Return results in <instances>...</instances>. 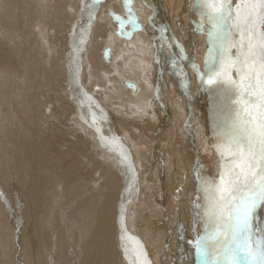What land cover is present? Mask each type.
Listing matches in <instances>:
<instances>
[{
  "label": "bare ground",
  "instance_id": "6f19581e",
  "mask_svg": "<svg viewBox=\"0 0 264 264\" xmlns=\"http://www.w3.org/2000/svg\"><path fill=\"white\" fill-rule=\"evenodd\" d=\"M45 1L10 0L9 2L13 3L11 9L4 12V17L0 14V18L14 25L15 39L13 35L12 40L16 42L12 46L13 48H10L11 52L13 49L16 52H12L14 54L7 53L5 60L0 59V64L3 65V71L0 70V73L4 74L6 80H10L11 84V99L10 102L8 101L10 107L7 106L5 112L7 117L5 120L10 123L8 122V125L6 122L3 123L7 125V128L0 124V264H133L134 254H130L129 258L125 259L119 239L122 207L126 233L143 245L150 264H189L188 258L191 259V264H197L193 243L197 237L204 234L203 212L202 209L195 207L204 204L203 194L199 191L198 177L219 179L218 161L220 158L213 145L217 143L216 124L219 122L221 109L213 104L217 100L211 98L213 91L210 92L197 75V85L199 84L200 87H196L195 90V93H198L194 94L197 98L194 97L191 100L188 98L189 103L193 101L191 105L186 103L185 108H188L186 111L181 106L184 101H180L176 108L177 116L171 123V127L163 125L165 119L160 116V113L164 115L172 112L175 110V106L170 105L162 109L163 105L159 101L162 96L168 94L170 97L176 90L182 88L179 83L182 81L181 74H184L182 69L189 72L187 65L192 68V64H185L187 61L184 60L185 58L182 59L183 56L179 57L180 60L175 57L174 50H178L176 41L174 46L170 45L166 49L167 38L163 37V34H157V31H152L153 23H156L155 26L160 24L158 23L159 15L161 17L162 14L164 16L166 14L162 10L163 8H167L173 13V9L171 10L170 7L176 5L174 10L178 11L176 7L180 5L182 9L190 10L193 14L197 12L195 0H161L163 4L160 2L159 6L158 0H154L149 3L151 4L149 6L151 7L150 13L147 9L141 10L143 5L141 6L137 0H132L135 3L131 13H133L136 23L142 25V29L128 40H119L113 34L114 26L112 27L110 24L111 17L107 16L110 0L98 3L96 7L93 3L91 4L92 11L94 8H98L97 21L100 22L104 38H108L106 42L112 50L110 62L101 61L95 50L89 51L86 57V70L85 67L82 68L84 69L82 72L87 73L83 76L84 83L88 89L93 85L101 88L106 96L104 100L107 99L105 103L108 105L111 100H117V103L110 104L111 113L106 112L102 104L96 106L98 103L94 101L93 94H91L94 89L88 93L80 83V76H82L80 62L79 75L75 76L76 72H74L75 74L69 72L74 74L73 76L68 74L72 78L74 77L72 82H75L79 90L80 100L85 103L88 118L90 117L96 131L95 134L91 128L84 127L83 120L79 118V113L69 103L61 85L57 89L59 79H61L62 85V82L65 81L63 73L65 58H62L61 55L70 52L69 37L75 23L72 20L77 17L72 13L68 14V17L66 14L63 15L66 11L61 10L60 5L65 4L67 0L56 1L54 6L58 10L52 11L51 16L46 14L44 18L48 22L46 27L49 28V31L53 30L54 33V37L51 32L49 36L51 35L53 40L61 37L62 42V36L65 35L63 42L67 41L65 49H61L60 54L56 52L51 56V60L48 56L49 60L45 58L53 68L49 75L55 76V79L52 80H50V76L45 78L48 79V81L46 80L47 84H44L48 88L47 96L50 97V102L56 93L60 94L61 101L57 108L59 107L62 113L59 110L57 112L59 111L62 115L58 117L57 112L54 113V109H51L50 106L52 104L54 106L55 102L49 106L51 111L45 112L42 102L48 103V101H41L38 96L40 93L37 90L43 85L37 89L36 87L37 84H43L46 81L44 79L45 82L39 83V78L38 83H35V76L36 78L40 77L41 70L33 69V60L32 63L30 60L32 68L29 70H32L34 74L29 75V79H26L28 81L26 86L29 89L24 87L25 77L29 73L25 70L27 64L25 65L23 59L27 54L30 55L31 48L34 49L32 53L35 65L42 64L44 66L41 63L43 59L41 56L44 55V52L42 53L40 49L45 41L42 38L38 44V41H35L37 39L35 35L40 37V32L42 33L43 27L41 26L44 19L40 15V10L46 9ZM116 1L120 3L114 7L110 6L112 11L121 15L122 23L120 22L116 26L123 25L132 29L127 19L125 0ZM68 2L75 10L73 13L81 17L82 10L79 5L82 0H75V2L68 0L67 4ZM180 6L178 7L180 8ZM76 8H79L80 11H77ZM161 10L164 13L161 14ZM148 13L152 16L147 17ZM183 13L186 14L185 10ZM26 16L28 22H25ZM175 16L177 17V13ZM179 16L177 19L181 17ZM183 17L186 18L180 19L182 23L180 25L185 29L188 28V20L187 22L185 20L187 16L183 15ZM167 18L171 17L168 15L164 19ZM169 21L166 20L163 24L171 29L175 20ZM163 24L161 22V25ZM178 24L174 27L177 28ZM164 25L163 27H165ZM107 27L111 29V34L110 29L109 33L103 30L104 28L108 30ZM161 29L163 30V28ZM84 32L82 31V37ZM16 33L22 37L24 35L28 37L29 50H27L24 40L22 44L18 43L21 39ZM8 35L5 38L9 41L8 37L11 34ZM150 35L153 36L149 37ZM172 35H175V32H172ZM165 36L168 37L167 34ZM195 37L197 36L195 35ZM170 38L173 39L171 36ZM174 38L176 39V37ZM28 39L26 38V40ZM205 39L207 40V38ZM169 41L171 43L172 40ZM10 42L12 43V41ZM149 42H153L154 46L149 45ZM2 44L3 42L1 43L0 40V52ZM203 44H205V49H203L204 55H206L205 50L209 45L207 41ZM3 47L5 48L6 45ZM179 47L181 46L179 45ZM43 48L46 47L43 46ZM54 48L60 49V46L51 44V52ZM71 51L74 56L69 61L75 55L78 56L79 46L71 48ZM200 51L202 52V50ZM182 53L185 54V52ZM189 60L192 58L190 57ZM76 61H73L71 65H74ZM198 65L203 66L204 64ZM48 72H50L49 69ZM45 74L48 73L45 72ZM97 74H99L100 82L97 81ZM1 85L3 86V84ZM204 87L208 91L202 89ZM42 91L44 90L42 89ZM67 92L70 91L67 90ZM0 96L2 97V95ZM58 96L56 97L58 98ZM204 99L206 102L204 101V112L201 115L200 104ZM3 102L6 103V100ZM92 103L100 108V111L102 110V112L98 111L100 116L95 117L99 113L94 108L92 109ZM191 107L193 108L192 116L188 112L192 111ZM97 119L106 126L107 130L110 128L108 125L113 129L118 126L128 134L127 136L132 129V137L135 140V143L131 144L132 148L115 134L107 132L110 138H118L116 149L114 146L113 150L112 144L110 145L113 155H110L109 151L104 152V149L100 150L97 143L101 142V137L107 138L108 135H104L103 129L96 122ZM183 122H187V126ZM182 123L184 129L181 127ZM121 146L130 156V168L128 161H125L123 166L118 163ZM98 153L102 155L99 156ZM142 155L143 157H141ZM140 164H145L143 165L145 167ZM135 170L142 172V176L139 177L138 186L140 188L138 190L135 183L132 182L133 175H137ZM94 173L98 174H95L94 177ZM163 176L168 177L167 182L162 179ZM72 180L75 181L73 186H71L74 184L71 182ZM99 180L103 182L101 184L103 188H100ZM97 181H99L100 187L96 185ZM184 183L187 184L185 186L188 188L187 192L183 189ZM155 200L158 203H155ZM252 225L253 240L264 238V205L257 206L253 213Z\"/></svg>",
  "mask_w": 264,
  "mask_h": 264
},
{
  "label": "snow or ice",
  "instance_id": "6c2138e0",
  "mask_svg": "<svg viewBox=\"0 0 264 264\" xmlns=\"http://www.w3.org/2000/svg\"><path fill=\"white\" fill-rule=\"evenodd\" d=\"M195 5L209 47L204 72L192 67L225 102L213 145L219 179L198 177L204 204L195 207L202 209L204 234L193 243L197 264H264V238L253 240L252 225L254 211L264 205V0H195ZM127 19L139 30L130 7ZM117 140L101 137V144ZM125 161L130 168L121 146L118 163ZM119 223L125 259L134 254L133 264H150L143 245L126 233L123 207Z\"/></svg>",
  "mask_w": 264,
  "mask_h": 264
},
{
  "label": "rangeland",
  "instance_id": "374dc122",
  "mask_svg": "<svg viewBox=\"0 0 264 264\" xmlns=\"http://www.w3.org/2000/svg\"><path fill=\"white\" fill-rule=\"evenodd\" d=\"M10 0H0V14L4 17V12H7V11H9L10 9H11V5L13 4V3H11V2H9ZM59 1V0H46L44 3L47 5V7H46V9L43 11L42 9L40 10V15H41V17L44 19L45 18V15L47 14V16H51V13H52V11H54V10H58V8H56L55 6H54V4H56L57 2ZM65 1V0H64ZM68 1V0H67ZM67 1L65 2V4L64 3H62L61 5H60V7H61V10H64V11H66V13H63V15L64 14H66V17H68L71 13L73 14V16H77L75 19H73L72 21H73V23H74V25H73V28H72V32H71V35H70V37H69V41H70V46H69V48H70V52L68 51L67 53H64V55L62 54L61 56H62V58H65L64 59V61H63V65L65 66V69H63L64 70V79H65V81H63L62 83H63V85L61 84V79H59V85L57 86V89H58V87L60 88V85H61V88L62 89H64L65 90V93H66V97L69 99V103L77 110V112L79 113V115H80V117L79 118H81L82 120H83V123H84V127H86V128H91V131H94V134L96 133V131H95V129H94V125H93V123H92V121H90V117L88 118V111H87V109H86V106H85V103L82 101V100H80L81 98V96H80V94H79V90H78V88L76 87V84H75V82H72V80L74 79V77L72 78V76L75 74L74 72H76V74H75V76L77 75H79V62H80V74H82V76H80V78H81V80H80V83L82 84V86L84 87V89L87 87L86 86V84L84 83V81H85V78L83 77L85 74L87 75V73H83L82 71L85 69L86 70V66H87V61H86V57L88 56V53H89V51H93V50H95L96 51V53L98 54V57H100L101 58V61H108V62H110V60H111V50H112V48L111 47H108L109 45H108V42H106V41H108L107 39L108 38H104V34H103V31H102V27H101V24H100V22L99 21H97V19H98V8H94V10L92 11V8H93V6L91 5L92 3H93V5H94V7H96L98 4H95L94 2H92V0H82V3L79 5L80 7H81V12H82V14H81V17H78L79 15H75L73 12H75V10H73L71 7L72 6H70L69 5V2H68V4H67ZM71 1H74L75 2V0H71ZM105 0H99V4L102 2H104ZM135 1V0H134ZM134 1H132V0H130V3L128 4V5H126L125 4V8H129L130 7V11L132 10V6H134ZM139 3H140V5L142 6L143 5V7H142V9L141 10H143V9H147L148 10V12L150 13V9H151V7H149V6H151V4H149L150 2H153L154 0H137ZM141 2H143V3H141ZM147 2V3H146ZM160 2H161V4H163V2L160 0H158V6H159V4H160ZM10 3V4H9ZM53 3V4H52ZM113 3V4H112ZM118 3H120V2H118V1H116L115 2V0H110L109 1V5L110 6H112V7H114L116 4H118ZM139 3H138V5H139ZM146 5H145V4ZM156 3H157V1H156ZM155 3V4H156ZM92 7H91V6ZM69 6H70V8H69ZM109 6V8H107V9H109V10H107V16L109 17H111V22H110V24H111V26L113 27V29H112V31H114L113 32V34H114V36L115 37H117L119 40H123V39H126V40H128V39H130L131 38V36L133 35V34H136L138 31H140V29H142V25L141 24H139L138 26L140 27L139 28V30H135V29H133V27H132V29L131 28H126V26H116V25H118V23H120L121 21H120V18H121V15L119 14V13H117V12H114V11H112L111 10V8L112 7H110ZM176 5H174L173 7H170L171 8V10L173 9V13H175V14H173V13H171L172 11H170L169 9H167V8H163L162 10H164V12L166 13L165 14V16H164V14H162V10H161V14H162V18L160 17V15H159V22H158V19H156L157 20V22L158 23H160V24H158L159 26H155V24L156 23H153V26H154V28L152 29V27H151V29H152V31H157L156 33L157 34H159V35H161V34H163L162 36L163 37H165V38H167V42H165L166 43V49H168V47L171 45H173L174 46V44H175V41L178 43V50L176 51V50H174V53H172V52H170L171 54H174L175 55V57L176 58H178L179 60H180V58H182V56H183V58L182 59H184V60H186L187 62L185 63V64H187V63H189L190 65L192 64V65H195L196 66V68L197 69H199V71H200V73H202V71L204 70V65L203 66H201V65H198V64H204L203 62H204V49H205V44H203V43H205V41H207L205 38H207L206 37V35L205 34H201L200 32H201V28H200V16H199V14H197V12L195 13H191V11L190 10H186V9H182L181 8V6L180 5H177V7H176V9L179 11H175L174 10V7H175ZM178 6H180V8L178 7ZM146 7V8H145ZM66 8V9H65ZM69 10H68V9ZM88 8H90V9H88ZM7 9V10H6ZM77 9V11H80V9L79 8H76ZM48 10V11H47ZM50 10V11H49ZM87 10H89V11H87ZM167 10V11H166ZM184 10H185V13L186 14H184L183 12H184ZM47 11V12H46ZM69 11V12H68ZM169 11H170V13H169ZM175 11V12H174ZM132 12H133V10H132ZM163 12V13H164ZM168 12V13H167ZM89 13V14H88ZM148 13V15H147V17H151L152 16V14L150 15ZM176 13H177V17L175 16L176 15ZM179 13V14H178ZM69 14V15H68ZM133 14V13H132ZM171 14V15H170ZM189 14V15H188ZM195 14V16H193ZM86 15V16H85ZM169 15V17H171V18H167L166 20H170V19H172V20H170V21H174V25H176V24H178L177 25V28H175L174 27V25H173V23H171L173 26L171 27V29L170 28H168V27H166L163 23H164V21H166L164 18L166 17V16H168ZM173 15V16H172ZM181 17H180V16ZM183 15L184 16H187V19H185L186 20V22H187V20H188V28H185V29H183V27H181V25L180 24H182L180 21V19L181 18H186V17H183ZM154 16V15H153ZM178 16L180 17L179 19H177L178 18ZM190 16H191V18H190ZM198 16V17H197ZM176 19H175V18ZM27 16H26V18H25V22H28V20H27ZM173 18H174V20H173ZM193 18V19H192ZM198 18V19H197ZM161 19V20H160ZM190 20V21H189ZM195 20H197L196 22H193V21H195ZM169 21V22H170ZM179 21V22H178ZM192 21V22H191ZM198 21H199V23H198ZM44 23L42 24V26L41 27H43L42 28V33L40 32V37L38 36H36L35 35V38H37V39H35V41L37 42L38 41V44H39V41H40V39H44V41L45 42H43V45H42V47H41V49H40V51H42V53L44 54V55H42L41 57L43 58L42 59V61H41V63H43L44 64V66H42V64L41 65H39V66H36L35 64V60H34V56H33V53H32V51L34 52V49H30L29 48V46L27 45V42H29V39H28V37L27 36H21V35H19L18 33H16L17 34V36L19 35V37L18 38H20L19 40H20V42L18 41V40H16V41H18V43L20 44H22L23 43V40H24V44L26 45V47H27V50H29L30 52V55H28L27 54V56H25V58L23 59V61H25V70L29 73V74H27L26 75V77H25V80H24V87H26L27 88V86L26 85H28V81L26 80V79H29L28 78V76L29 75H31V74H34V73H32V70H29L30 68H32V66H33V69H36L37 68V70L38 71H40L39 73L41 74L40 75V77H37L36 78V76H35V83L37 82V80H38V82L39 83H43V82H45L46 80L48 81V79H45V78H49V76H50V80H52V79H55V76L54 75H49V73H51V70L53 69L52 67H51V64H49L48 62L49 61H47V60H51V56L53 55V54H55L56 52H60V50L61 49H65V46H66V43H67V41L65 40V42H63V39H64V32H62V34L64 35V36H62L61 34H60V36H62L63 37V39H62V42H61V37L60 38H54V40H53V37H54V33L52 32V31H49V28H47L46 26H47V24H48V22H46L45 21V19H44V21H43ZM161 22H162V24L165 26V27H163V25H161ZM169 22H167L169 25H170V23ZM197 24H199L198 26H197V28H196V25ZM104 25V24H103ZM171 26V25H170ZM192 26V27H191ZM86 27V28H85ZM105 28H106V26H104ZM111 27V28H112ZM13 28H14V25L13 24H11V23H8V21L6 22V20L5 19H3V18H0V40H1V43L3 42V44L1 45L2 46V49H1V52H0V59L1 60H5L6 59V57H7V55L11 52L10 50L13 48L12 46L13 45H15V40H12L13 39V37H14V39H15V35H14V30H13ZM103 29L104 31H108V33L111 31V29L110 28H108V30L107 29ZM161 28H163V30L161 29ZM164 28H167L168 30H166V29H164ZM174 28V30H172ZM199 28V29H198ZM86 29V30H85ZM109 29H110V31H109ZM116 31H115V30ZM178 29V30H177ZM189 29V30H188ZM206 29H207V25H205L204 26V31L206 32ZM13 30V31H12ZM162 30V31H161ZM82 31H85L84 32V34H83V37H82ZM112 31L110 32V34L112 33ZM168 35V37H166L165 35V33ZM174 33L175 32V35H172V32ZM188 31V32H187ZM190 31V32H189ZM199 31V32H198ZM50 32L52 33V35H53V37L51 38L50 36H49V34H50ZM159 32V33H158ZM194 32H196V33H194ZM107 33V34H108ZM121 33H123V34H121ZM171 33V34H170ZM178 33V34H177ZM181 33V34H180ZM195 34L197 37H195V35H193V34ZM8 34H11L10 35V37H8V39H9V41L8 40H6V38H5V36H9ZM42 34V35H41ZM201 34V35H200ZM14 35V36H13ZM109 35V34H108ZM183 35V36H182ZM13 36V37H12ZM133 36H135V35H133ZM151 36H153V35H150L149 37H151ZM170 36L173 38V39H171L170 38ZM191 36V37H190ZM204 36H205V38H204ZM81 37V38H80ZM107 37V36H106ZM174 37H176V39L174 38ZM186 37V38H185ZM26 38L28 39V40H26ZM134 38V37H133ZM181 38V39H180ZM183 38V39H182ZM5 39V40H4ZM105 40V42H104V40ZM175 39V40H174ZM187 39V40H186ZM190 41H189V40ZM193 39V40H192ZM52 40V41H51ZM116 40V39H115ZM169 40H172L171 41V43H170V41ZM10 41H12V43L10 42ZM79 42V43H77V42ZM81 41H82V43H81ZM169 41V42H168ZM7 42V43H6ZM185 42V43H184ZM5 43V44H4ZM35 43V42H34ZM45 43V44H44ZM77 43V44H76ZM150 43H152V44H150ZM170 43V44H169ZM47 44H48V46H47ZM51 44H53V45H55V44H58L59 46H60V49H57V48H54L53 50H52V52H51V49H50V46H51ZM6 45V49L3 47V46H5ZM31 46H32V44H30ZM149 45H152V46H154V44H153V42H149ZM179 45L181 46V47H179ZM191 45H192V47H191ZM200 45H202V46H204V47H202V46H200ZM43 46L44 47H46V48H43ZM75 46H79V53H78V56H76L75 55V57L73 58V59H71V61L73 60V61H76L77 59V61L74 63V65H71L72 63H73V61H72V63H70L71 61H69L70 60V58L72 57V56H74L73 55V53H72V51H71V48H75ZM184 46V47H183ZM9 47V48H8ZM12 47V48H11ZM56 47H57V45H56ZM106 47V48H105ZM190 47L192 48V50L190 49ZM200 47V48H199ZM3 48H4V51H3ZM11 48V49H10ZM15 48V47H14ZM180 48V49H179ZM182 48V49H181ZM196 48V49H195ZM204 48V49H203ZM92 49V50H91ZM177 49V48H176ZM186 49H187V51H186ZM202 50V52L200 51V50ZM14 50V49H13ZM12 50V52H16L15 50L13 51ZM45 50V51H44ZM50 52H49V51ZM190 50V51H189ZM194 50H196V51H194ZM176 51V52H175ZM11 52V53H12ZM45 52H47L46 54H45ZM178 52V54H179V56L177 57V55H176V53ZM182 52H185V54L184 53H182ZM8 53V54H7ZM10 53V54H11ZM26 53H27V51H26ZM62 53H63V50H62ZM201 55H200V54ZM12 54H14V53H12ZM60 54V53H59ZM190 54V55H189ZM196 54V55H195ZM203 54V55H202ZM205 54H206V50H205ZM195 56V58H194V56ZM199 57H201V58H199ZM46 56V57H45ZM47 56H48V58H47ZM189 56V57H188ZM193 56V57H192ZM202 56H203V58H202ZM3 57V58H2ZM5 57V58H4ZM26 57H27V59H26ZM180 57V58H179ZM190 57L192 58V60H189L190 59ZM31 58V59H30ZM47 60H46V59ZM189 58V59H188ZM26 59V60H25ZM194 59V60H193ZM197 59H199V60H197ZM30 60H31V63L34 61V64H32V66H31V63H30ZM33 60V61H32ZM46 60V61H45ZM37 61V60H36ZM44 61V62H43ZM196 61H197V64H196ZM22 62V61H21ZM199 62H201V63H199ZM29 63H30V66H28L29 65ZM47 65H46V64ZM84 64H85V66H84ZM1 65V64H0ZM184 65V64H183ZM191 65V66H192ZM83 66V67H82ZM201 66V67H200ZM27 67H28V69H27ZM44 67V68H43ZM50 67V68H49ZM78 67V68H77ZM85 67V68H84ZM187 67H189V72L188 71H185L184 69H182V71H183V73L184 74H181V76H182V81H180L179 83L181 84V86H182V88L181 89H179V90H176L175 92H174V94L172 95V96H170L169 97V95L167 94V95H165V96H162V98H161V100L159 101L160 103H161V105H163L162 107V109H165L166 107H168V106H170V105H173V106H175V110H173L172 112H169V113H165L164 115L163 114H161L160 113V116L161 117H163L164 119H165V123L163 124L165 127L166 126H170L171 127V123L172 122H174L175 121V117L177 116V114H176V108H177V104L180 102V101H184V102H182L181 103V106H183L184 108L186 107V105L190 102V100H191V98H193L194 99V97L195 98H197V96H195L196 94H198V93H195V90H196V87H198V88H200L199 87V84L197 85V72L196 71H194V69H193V67L192 68H190V66H188L187 65ZM200 67V68H199ZM3 65H1L0 66V70H2L3 71ZM42 68H43V70H42ZM52 68V69H51ZM82 68H84V69H82ZM47 69V70H46ZM48 69L50 70V72H48ZM46 70V71H45ZM68 70V71H67ZM34 71V70H33ZM43 71V73H41ZM47 72L48 74H45V72ZM69 72H72V73H74L73 75H72V73H69ZM71 74V75H69V74ZM44 74V75H43ZM100 74V73H99ZM99 74H97L96 76L98 77L97 78V81L100 79L99 78ZM42 77V78H41ZM83 78V79H82ZM44 79H45V81H44ZM34 80H33V82H34ZM41 80H42V82H41ZM9 81V82H8ZM27 81V82H26ZM47 81L45 82V83H43V84H37V87H36V89L38 88V87H40L41 85H43L42 87H40V89H37L38 90V92L40 93L38 96L40 97V99H41V101H48V103H49V105H48V103L47 102H42L43 103V106L45 107V112L48 110L49 112L51 111L50 110V107H51V109H54V113H56L57 112V110H59V107L57 108V106H59L58 105V103L60 104V101H61V99H59L60 98V94L59 93H56L55 94V96L54 97H52V99L50 100V102H49V99H50V97H48L47 96V92H48V88H47V85L45 86L44 84H47ZM3 82V83H2ZM27 84H26V83ZM37 82V83H38ZM98 82H100V80L98 81ZM1 84H3V86L1 85ZM0 85H1V88H2V90H1V88H0V95H2V97L0 96V124H2L3 126H4V128H7V125L10 123L9 121V123L6 121L7 120V117L5 116V112L7 111V106H8V104H9V102H10V94H11V89H10V87H11V84H10V80H6V76L4 75V74H2V73H0ZM197 85V86H196ZM206 84H204V86H205ZM66 86V87H65ZM69 86V87H68ZM44 87V88H43ZM206 87H207V89H208V86L206 85ZM206 87H204V88H202V89H204L205 91H208L207 89H206ZM45 91H42V89ZM46 88V89H45ZM6 89H8L7 91H6ZM27 89H29V87L27 88ZM56 89V90H57ZM90 89V90H89ZM89 89L88 88H86V90H87V92L89 93V91H91V90H93V92H91V94H93L92 96L94 97L93 99H95L94 101H97V103L98 104H96V106H99L100 104H102V107H104L103 109L106 111V112H108V113H111V106H110V104H115V103H117L116 101H114V100H111V102H109L110 104L108 105V103H105V102H107L106 100H104L105 99V95H104V93H103V90L101 89V88H99L98 86H96V85H93V86H90L89 87ZM100 89V90H99ZM129 89H131V88H129ZM161 89H162V87H161ZM192 89V90H191ZM67 90L68 91H70V92H67ZM41 91V92H40ZM47 91V92H46ZM51 91H53V89L51 88ZM44 92V93H43ZM56 92H58V91H56ZM192 93V94H190L189 95V93ZM211 92V91H210ZM43 93V94H42ZM70 93V94H69ZM213 95H211V98H215V99H217L213 104L215 105V106H219V108L221 109V108H223L224 107V105H225V102H223L222 100H221V102H220V95L218 94V93H216V92H211ZM45 94V95H44ZM187 94V95H186ZM195 94V95H194ZM218 94V95H217ZM5 95V96H4ZM8 95H9V97H8ZM59 95V96H58ZM56 96H58V98L56 97ZM62 96V95H61ZM188 96H190V97H188ZM214 96V97H213ZM5 97V98H4ZM57 98V99H56ZM187 98V99H186ZM190 100H189V99ZM4 99V100H3ZM42 99H44V100H42ZM54 99H56V100H54ZM212 99V100H213ZM214 99V100H215ZM6 100V103H4L3 101H5ZM54 100V101H53ZM188 100H189V102H188ZM9 101V102H8ZM82 101V102H81ZM94 101H93V103H94ZM193 101V100H192ZM192 101H191V103H189L190 105L192 104ZM206 102V100L204 99L203 101H202V103L200 104V114L201 115H203V112H204V110H203V107H204V104H205V102ZM53 102H55L54 103V106H53ZM57 102V103H56ZM75 102V103H74ZM188 102V103H187ZM217 102V103H216ZM84 103V104H83ZM92 103V109L94 108L95 110H96V112H98V111H100V108H98V107H96L94 104ZM187 103V104H186ZM217 105H216V104ZM223 103H224V105H223ZM45 104V105H44ZM48 106H47V105ZM52 104V106H50ZM185 104V105H184ZM75 105V106H74ZM84 105V106H83ZM47 106V107H46ZM50 106V107H49ZM56 106V107H55ZM110 108H109V107ZM222 106V107H221ZM10 106H8V108H9ZM108 107V108H107ZM48 108V109H47ZM56 108V109H55ZM192 108V107H191ZM199 108V107H198ZM109 109V110H108ZM188 109V108H187ZM186 108L184 109L185 111L187 110ZM2 110H3V112H2ZM192 111H188L189 112V114L191 115L192 114V112H193V108L191 109ZM202 110V111H201ZM60 111V113H62V111L61 110H59ZM59 111L57 112V115H58V117L59 116H61L62 114H60L59 113ZM100 112H102V110L100 111ZM181 113H182V111H180ZM99 113V112H98ZM2 114V115H1ZM46 115V114H45ZM167 115H168V117H167ZM98 116H100V113L99 114H97L95 117H98ZM192 116V115H191ZM3 118V119H2ZM185 118H187L188 120H189V118L188 117H186L185 116ZM6 119V120H5ZM187 119H186V121H187ZM3 120H4V122H3ZM114 120L116 121V119L114 118ZM6 122V126L3 124V123H5ZM96 122H98L99 123V125L101 126V128L103 129V133H105L104 135H108V137L107 138H110V135L109 134H115V136L117 137H119L122 141H124L128 146H130V148H132L131 147V144H133V143H135V140H134V138L132 137L133 136V131H132V129H130V131L131 132H128L129 133V136H127L128 134L127 133H125V132H123V130H121V128H119L118 126H116L114 129H113V127L112 126H110V125H108L110 128H109V130H107L106 129V126H104L102 123H101V121L100 120H96ZM101 123V124H100ZM184 124L186 123V126H187V122H183ZM182 123V125H181V127H182V129H184V124ZM120 126V125H119ZM121 127V126H120ZM111 129V130H110ZM115 131V132H114ZM107 132L109 133V134H107ZM124 133H125V136H124ZM130 134H131V137H130ZM133 138V139H132ZM131 139L132 140H134L133 142L131 141ZM100 140V139H99ZM126 140V141H125ZM98 145H97V147L98 148H100V150H103L104 149V152H106V151H109V154L110 155H113L114 153H113V151L111 150L112 148L111 147H113V150H114V146H115V149H116V145H117V143L116 144H112V146L110 147V145H108L107 147L106 146H102V144H101V142L99 141L98 143H97ZM130 144V145H129ZM100 145V146H99ZM127 146V148L129 149V147ZM104 147V148H103ZM130 150V149H129ZM131 151V150H130ZM101 152H103V151H101ZM104 154V153H103ZM98 155L100 156V155H102V154H100V153H98ZM141 157H143V155L141 156ZM100 159V158H99ZM112 159V158H111ZM143 159V158H142ZM148 161V160H147ZM100 163H101V161H99ZM135 162V161H134ZM141 166H143V165H145V164H140ZM143 167H145V166H143ZM146 169H148V168H146ZM146 169H145V171H146ZM135 172H136V174L137 175H133V184L134 185H136V189L138 190L140 187L138 186V183H139V180H140V178L139 177H141L142 176V172H140V171H138V170H135ZM95 174H98V173H94V177L96 176ZM141 175V176H140ZM163 180H165V182H167L168 181V177H166V176H163V178H162ZM100 181V185L101 184H103V182L101 181V180H99ZM99 181H97L96 182V185L98 186V187H100L99 186ZM137 181V182H136ZM72 183H74V184H72L71 186H73V185H75V181L74 180H72L71 181ZM132 185V184H131ZM141 185V184H140ZM187 184H185L184 183V186H183V189H184V191L185 192H187L188 191V188H185V186H186ZM103 185H101V187L100 188H103L102 187ZM97 187V188H98ZM98 190H100V189H98ZM140 191V190H139ZM137 199H138V197H137ZM155 203H158V201H156L155 200ZM160 205V204H159ZM82 209L84 210V207H82ZM81 209V210H82ZM82 210V211H83ZM188 263L189 264H191V259H189L188 258Z\"/></svg>",
  "mask_w": 264,
  "mask_h": 264
}]
</instances>
